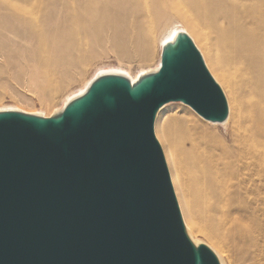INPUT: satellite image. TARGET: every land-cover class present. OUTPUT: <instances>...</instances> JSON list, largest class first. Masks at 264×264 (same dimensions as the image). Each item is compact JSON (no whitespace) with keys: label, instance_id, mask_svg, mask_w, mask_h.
Segmentation results:
<instances>
[{"label":"water","instance_id":"water-1","mask_svg":"<svg viewBox=\"0 0 264 264\" xmlns=\"http://www.w3.org/2000/svg\"><path fill=\"white\" fill-rule=\"evenodd\" d=\"M181 101L210 121L224 93L187 34L134 86L95 80L59 116L0 113V264H220L186 232L154 133Z\"/></svg>","mask_w":264,"mask_h":264},{"label":"bare ground","instance_id":"bare-ground-1","mask_svg":"<svg viewBox=\"0 0 264 264\" xmlns=\"http://www.w3.org/2000/svg\"><path fill=\"white\" fill-rule=\"evenodd\" d=\"M25 1L27 5L30 3ZM140 2L146 3L143 11L138 10ZM72 4L70 8L81 13V18L75 12V19L71 16L75 31L82 29L86 34L87 30L97 32L103 26L110 28L108 42L114 43L122 56L148 55L145 45L153 36L146 23L154 11L172 10L185 25L181 28L175 24L165 38L159 39L160 58L162 50L175 44L180 33L189 36V30L195 35L207 61L225 84L228 101L211 74L224 93L228 114L222 121H210L195 112L204 123L179 118L166 123V134L172 142L168 148L169 175L192 227L214 234L225 244L222 252H226V258L210 247L220 264H229L232 255L239 264H264V0H72ZM121 8L135 18L128 19L125 13L115 11ZM8 12L34 25L30 21L31 10L10 8ZM43 33L44 30L39 31V38ZM30 45L29 39L24 40L26 48ZM43 52L38 51L40 55ZM3 57L0 51V58ZM35 59L19 58L25 66L36 63ZM40 65L36 66L35 74L24 72L22 83L46 102L55 93L57 82L63 80L62 76L64 80L68 78V73L46 62ZM159 67L160 59L155 67L136 75L120 68L99 69L58 108L29 112L25 108L3 106L0 113L18 111L42 117L59 116L67 104L82 96L100 77L121 76L134 86ZM216 124H222L225 133L217 134ZM184 226L193 243L202 244L185 222Z\"/></svg>","mask_w":264,"mask_h":264},{"label":"rangeland","instance_id":"rangeland-1","mask_svg":"<svg viewBox=\"0 0 264 264\" xmlns=\"http://www.w3.org/2000/svg\"><path fill=\"white\" fill-rule=\"evenodd\" d=\"M145 4L143 2L138 3V10L143 11ZM72 5V0H30L28 5L25 0H0V51L4 55L3 58H0V107L14 106L23 110L25 108V111L29 110V112L53 110L60 107L68 95L78 91L99 69L120 68L136 75L142 70L155 67L160 59L159 39L161 37L165 38L175 24L176 27L181 28L184 25L172 10L159 13L154 11L150 15L149 22L146 23L148 25L146 28L153 36L150 43L145 45L148 55L129 54L128 56H122V53L114 48V43L108 42L107 31H110V28L103 26L101 29L104 30L102 31H100L101 29L97 32L87 30L86 34L82 32V29H79L78 32L75 31L71 16L74 15L75 19L76 14L81 18V13L72 10L70 8ZM126 7L127 3H125ZM10 8L21 11L31 10L32 18L30 21L34 25L31 26L25 20H19L17 16L9 14L8 9ZM115 11L125 13V17L128 19L135 18L131 12L124 8H121V10L115 9ZM84 22L88 23L89 21ZM41 30H44L45 33H43L42 38H39L38 33ZM187 33L202 55L207 68L222 87L228 101V92L219 73L207 61L203 47L197 41L195 35L189 30ZM27 39L31 41V45L28 48L24 46V40ZM40 50L44 51L41 55L38 53ZM21 56H32L36 58L34 60L36 63L31 66H25L19 60ZM81 58L85 60V63H83ZM42 62L52 64L57 70L64 69L68 73V78L64 80L62 76L63 80L61 79V82H57L58 87L55 93L46 102L44 98L34 93L30 88L25 87L22 83L24 72L35 74L37 72L36 66H39ZM43 66L44 64L40 65V67ZM27 68L31 71L26 70ZM160 112L161 115L159 116ZM160 112L156 116L154 133L163 149L170 173L171 167L169 168L167 159H170V150L168 148L172 142L166 134V123L178 118L198 120L203 123L205 121L192 108L181 101L165 104ZM216 125L214 129L217 130V134L225 133L226 130L222 124ZM171 181L182 218L192 235L199 239L202 244L215 250L220 257L226 258V252H222V245L225 244L217 236L196 230V228L192 227V221L191 223L188 222L184 211L181 209L179 194H177L172 177ZM228 263L239 264L233 255Z\"/></svg>","mask_w":264,"mask_h":264}]
</instances>
